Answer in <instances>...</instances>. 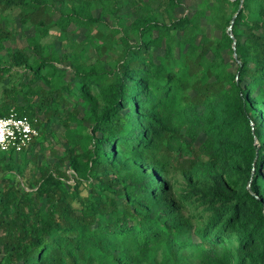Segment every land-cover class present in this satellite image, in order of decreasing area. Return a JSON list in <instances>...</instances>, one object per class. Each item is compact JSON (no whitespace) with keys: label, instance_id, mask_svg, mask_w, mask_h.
I'll use <instances>...</instances> for the list:
<instances>
[{"label":"trees","instance_id":"1","mask_svg":"<svg viewBox=\"0 0 264 264\" xmlns=\"http://www.w3.org/2000/svg\"><path fill=\"white\" fill-rule=\"evenodd\" d=\"M151 2L0 0L31 29L0 115L38 129L0 151V264H264V0Z\"/></svg>","mask_w":264,"mask_h":264},{"label":"rangeland","instance_id":"2","mask_svg":"<svg viewBox=\"0 0 264 264\" xmlns=\"http://www.w3.org/2000/svg\"><path fill=\"white\" fill-rule=\"evenodd\" d=\"M164 0H152L151 8L154 13L157 14L159 20H163L164 16L162 13V5ZM31 33V29L23 27L19 25L17 21V10L16 9H1L0 8V44L2 48H0V59H5V49L6 48H20L26 46V35ZM80 36H75L78 39ZM68 38V37H67ZM67 38H59L58 33L55 30H49V33L42 38L44 43H52L56 49L61 43L68 42ZM74 38V39H75ZM5 81H0V100L1 97V88ZM49 129V128H48ZM50 129H54L55 131L49 132L46 130L42 135L37 138V143L34 144L32 148V160L37 161H46L52 162L55 158L54 156L60 153L63 143L64 137L61 134V128L54 125ZM32 163L27 164V168L29 169L28 176H33L35 178L37 176L36 170L32 168ZM69 183H72V180H69Z\"/></svg>","mask_w":264,"mask_h":264},{"label":"built area","instance_id":"3","mask_svg":"<svg viewBox=\"0 0 264 264\" xmlns=\"http://www.w3.org/2000/svg\"><path fill=\"white\" fill-rule=\"evenodd\" d=\"M38 136V129L25 115L12 109L0 115V151L19 152Z\"/></svg>","mask_w":264,"mask_h":264},{"label":"water","instance_id":"4","mask_svg":"<svg viewBox=\"0 0 264 264\" xmlns=\"http://www.w3.org/2000/svg\"><path fill=\"white\" fill-rule=\"evenodd\" d=\"M240 3H241V0H239L238 8L240 7ZM238 8H237V10H238ZM233 17H234V14L232 15V17H231V19H230V24H229L228 27H227V30H228L229 35H230V27H231V23H232V21H233ZM232 48H233V43H232ZM233 56H234V53H233Z\"/></svg>","mask_w":264,"mask_h":264}]
</instances>
